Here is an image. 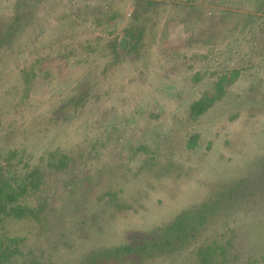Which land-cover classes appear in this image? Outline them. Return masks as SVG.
Returning <instances> with one entry per match:
<instances>
[{"label": "rangeland", "instance_id": "1", "mask_svg": "<svg viewBox=\"0 0 264 264\" xmlns=\"http://www.w3.org/2000/svg\"><path fill=\"white\" fill-rule=\"evenodd\" d=\"M139 1L0 0V176L41 181L8 205L25 213L0 215L17 248L4 264H85L138 243L264 160V0ZM234 211L177 253L126 264H197L213 241L235 264H264V200Z\"/></svg>", "mask_w": 264, "mask_h": 264}, {"label": "trees", "instance_id": "2", "mask_svg": "<svg viewBox=\"0 0 264 264\" xmlns=\"http://www.w3.org/2000/svg\"><path fill=\"white\" fill-rule=\"evenodd\" d=\"M139 2V4H142V2L145 1L140 0ZM146 3L151 4L152 2L148 1ZM156 3L153 1L154 5ZM142 7L144 6L142 5ZM115 15L118 14H114V16ZM135 15L137 17V14ZM17 17L19 18L18 15ZM15 26L16 21L10 23L6 29L7 34L5 36L11 37L15 30ZM142 35V31L139 30H135L134 33H131L127 50L134 48L135 42L137 43L142 40ZM109 44L115 54L114 57H119L122 51L119 49V41L113 40ZM238 73L239 71L234 69L230 72L221 74L220 78L215 83V93L204 95L190 103V117L192 119L197 118L209 109L218 97L224 93L225 84L234 81ZM81 100L82 98H80L79 101L81 102ZM49 165L55 169L67 166L65 164V159L54 162L51 161ZM27 179L28 180L24 181L22 184L13 187L9 186L7 181L0 176V215L1 213L9 214L14 212V215L20 216L27 211L26 208H21L20 206H8L9 203L15 200L17 195L21 193H19V191H25L27 187L37 189L41 182L38 172L34 171ZM70 183L74 184L75 182L71 181ZM263 200L264 160L259 163L258 168L249 172L245 177L242 176L232 181H225L218 185L213 195L196 205L182 210L170 221L163 222L149 237H143L135 244L93 251L89 254L85 264H126L128 259L132 262L139 261V263H141L151 258L158 259L164 254L177 253L183 246L188 245L197 233L200 234L203 230L205 232V227H210V224L212 225V219L218 211L222 210V214L219 217L222 218L223 216H228L230 211V214H233L235 213L234 210L240 213L241 211L246 212L249 209H253ZM28 212L32 214L30 209H28ZM231 246L229 241H227V246L221 245L215 241L211 244L208 243L207 245L197 246L195 251L198 260L197 264H225L226 262L235 264L234 261L238 256L235 254L237 249H232L233 253L230 259L224 257ZM15 247L13 241L9 238H3V236L0 235V264H4L11 258L14 254L13 252L17 251ZM217 257H221V260Z\"/></svg>", "mask_w": 264, "mask_h": 264}, {"label": "crops", "instance_id": "3", "mask_svg": "<svg viewBox=\"0 0 264 264\" xmlns=\"http://www.w3.org/2000/svg\"><path fill=\"white\" fill-rule=\"evenodd\" d=\"M122 42H123V41H122ZM122 42H121V43H122ZM119 43H120V42H119Z\"/></svg>", "mask_w": 264, "mask_h": 264}, {"label": "water", "instance_id": "4", "mask_svg": "<svg viewBox=\"0 0 264 264\" xmlns=\"http://www.w3.org/2000/svg\"><path fill=\"white\" fill-rule=\"evenodd\" d=\"M123 43H124V42H123ZM123 43H122V44H123Z\"/></svg>", "mask_w": 264, "mask_h": 264}]
</instances>
